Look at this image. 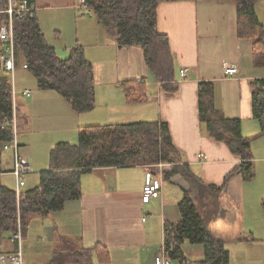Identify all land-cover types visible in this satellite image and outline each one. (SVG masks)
<instances>
[{
    "label": "crops",
    "instance_id": "crops-1",
    "mask_svg": "<svg viewBox=\"0 0 264 264\" xmlns=\"http://www.w3.org/2000/svg\"><path fill=\"white\" fill-rule=\"evenodd\" d=\"M82 5L84 0H35V15L47 44L61 59H66L75 46L84 47L86 59L93 65L95 107L78 113L62 96L39 90L33 81L31 88L24 84L18 89L16 85L17 120L19 124L23 121L22 128L26 129L21 135L17 129L19 154L33 170L22 192L39 185L40 174L49 169L51 149L62 142L76 144L80 129L141 121L168 125L184 164L207 185L222 187L226 175L240 161L224 143L209 139L199 123V87L207 82L214 90L216 110L228 120L241 121L254 164L252 179L241 175L230 179L222 197L225 214L209 220L208 227L224 242L230 264H264V121L255 120L252 111V83L264 81V67L254 65V42L238 37L236 4L177 0L158 5V31L168 37L176 62V94L167 93L156 81L140 46L120 48ZM256 13L264 29V0L256 5ZM224 65L238 73L229 77ZM141 81L145 83V98L128 101L125 84ZM26 90L31 92L29 97L22 94ZM49 103L62 108L57 118L45 109ZM58 119L62 123H57ZM38 144L47 151V157L42 156L39 162L28 156ZM3 169L1 182L14 190L3 182L5 176L12 177L13 153L4 152ZM172 170L170 164H161L100 168L85 174L79 200L67 202L62 211L45 218L30 217L23 228L21 264H52L55 253L66 247L65 242L77 244V249L106 248L110 253L107 264H153L154 257L164 250L165 224L180 221L179 203L189 190L180 176L166 179ZM148 174L160 187L161 195L143 204ZM19 252L13 235H5L0 244V264H18L6 257ZM184 253L191 261L204 257L200 245L186 244ZM93 264H101L96 256Z\"/></svg>",
    "mask_w": 264,
    "mask_h": 264
},
{
    "label": "trees",
    "instance_id": "trees-1",
    "mask_svg": "<svg viewBox=\"0 0 264 264\" xmlns=\"http://www.w3.org/2000/svg\"><path fill=\"white\" fill-rule=\"evenodd\" d=\"M17 5L22 0H13ZM177 0H84L90 14L104 27L108 36L122 48L140 46L144 60L156 81L170 94L178 93L176 62L169 39L158 31L157 9L161 2ZM216 1V0H196ZM236 4L238 37L252 40L253 61L264 67V29L256 13L262 0H217ZM35 5V0H27ZM8 0H0V28L9 23L6 13ZM16 41V65L27 66L41 91H51L62 96L78 113L90 112L95 107L93 65L86 59L84 47L75 46L66 59H61L55 49L47 44L35 13L13 15ZM5 46L0 43V54ZM126 99L138 102L145 98V83L125 84ZM12 82L8 72L0 67V244L5 235H14L18 224L26 227L33 215L43 218L62 211L67 202L81 198V178L95 169L145 165H169L173 170L166 179L180 176L189 190L180 201L181 219L166 223L164 250L171 261L178 264H230V253L224 242L208 227L209 220L225 214L222 197L227 192L230 179L241 175L252 179L254 164L250 143L242 135L239 120H228L214 106L212 85L199 87L200 122L209 139L224 143L240 161L224 185H207L184 164V157L174 145L168 125L161 122H136L130 125L96 126L79 130L76 144L58 143L50 151L49 169L40 174L39 185L22 192L18 201L15 190L1 182L4 146L13 140L14 103ZM252 111L255 120L264 121V81L252 83ZM17 103V101H16ZM18 113V103L15 106ZM16 113V114H17ZM264 209V202H263ZM65 242L55 253L52 264H93L94 256L101 264L110 261L109 251L96 246L90 250L72 249ZM200 245L204 250L201 261H191L184 253L185 245Z\"/></svg>",
    "mask_w": 264,
    "mask_h": 264
},
{
    "label": "built area",
    "instance_id": "built-area-1",
    "mask_svg": "<svg viewBox=\"0 0 264 264\" xmlns=\"http://www.w3.org/2000/svg\"><path fill=\"white\" fill-rule=\"evenodd\" d=\"M85 8V13H88V8L85 5H82ZM36 13L35 5H29L27 0H22L18 5L13 0H8V8L6 10V13L9 15V23L3 25L0 28V43H2L5 46V51L0 54V67L8 72H14L16 69V41L14 36V27H13V15L16 13L19 15L20 18L23 17L24 13ZM25 69H27V66H24ZM225 69L226 74L229 77H233L238 73V70L236 68H229L227 65H224L223 67ZM186 76V70L181 71V77L184 78ZM24 96H30L31 92L26 90L23 92ZM12 99L14 103V115H13V130L14 136L12 142L9 144H6L4 146V152H11L14 156V169L12 171V175L16 179V197L19 201L21 198V188L25 187V177H27L29 174L32 173V169L30 164L28 163L27 159L19 154V145L17 141V114H16V101H17V93L15 90L12 91ZM200 158H202V155H200ZM161 195L160 187L157 186L152 179V175L148 174L146 177V184L143 188L142 193V202L143 204H149L151 200L159 198ZM13 239L18 242V245L20 246V252L15 256H8L6 257L7 261L16 262L18 264L22 263V241H23V229L22 225L18 224V228L16 233L13 235ZM153 264H171V260L168 259L166 256L165 250H163L162 253H159L154 257Z\"/></svg>",
    "mask_w": 264,
    "mask_h": 264
},
{
    "label": "rangeland",
    "instance_id": "rangeland-1",
    "mask_svg": "<svg viewBox=\"0 0 264 264\" xmlns=\"http://www.w3.org/2000/svg\"><path fill=\"white\" fill-rule=\"evenodd\" d=\"M89 10V9H88ZM88 14H90V13H88ZM15 64H16V61H15ZM21 65V67H20V69H17V71H14V72H11V73H9V75L11 76V82H12V86H13V88H12V91L13 90H15L16 91V93H17V97H18V94H19V92H18V89L21 87V86H23L24 84L27 86V87H29V88H31V81H33V83H34V85H35V79H34V77H33V75L30 73V72H28L27 71V69H25L24 68V66H26V65H23V64H20ZM19 65V66H20ZM17 66V65H16ZM18 67V66H17ZM23 67V68H22ZM23 69V70H22ZM32 79V80H31ZM25 80V81H24ZM15 82H16V84H15ZM16 85H17V88L18 89H16ZM24 92V91H23ZM23 94V93H22ZM45 109L49 112V113H51V114H53L56 118L60 115V112H62V108L59 106V104H57V103H49L46 107H45ZM16 113H17V111H16ZM23 121L22 122H20V124H19V120H17V126H18V129H19V135H21V134H23V132H25V128H22V126H23ZM39 123H41L42 125H43V120L41 119L40 121H39ZM57 123H62V121H60L59 119L57 120ZM39 129H43L42 127L41 128H39ZM38 136H42V135H38ZM47 137H48V135H47ZM44 150V145L43 144H38V149H36V148H33V149H31L30 151H29V157L30 158H35L38 162L42 159V156H45V157H47L46 156V152L47 151H43ZM161 166V165H160ZM11 175H12V173H11ZM27 178L28 177H25V182H26V180H27ZM3 182L4 183H6L7 185H9V186H11L12 188H14V190H16V179H15V177L12 175V177H10V176H5L4 178H3ZM25 188V187H24ZM24 188H21V192H22V190L24 189ZM71 246H67L68 248H72V249H77V244H70ZM67 264H70L69 262L67 263ZM171 264H177L176 262H174V261H172V263Z\"/></svg>",
    "mask_w": 264,
    "mask_h": 264
}]
</instances>
